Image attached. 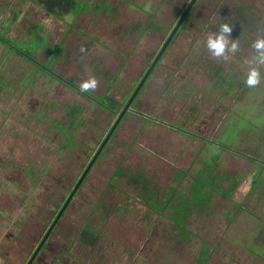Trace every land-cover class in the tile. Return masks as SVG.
Returning <instances> with one entry per match:
<instances>
[{
    "label": "crops",
    "instance_id": "obj_1",
    "mask_svg": "<svg viewBox=\"0 0 264 264\" xmlns=\"http://www.w3.org/2000/svg\"><path fill=\"white\" fill-rule=\"evenodd\" d=\"M73 1L71 10L57 16L47 12L35 0H0V26L5 20L7 27L12 24L17 27L14 32L22 33L17 41L6 37L13 53L19 56L17 52H21L19 57L34 65L35 72L54 75V79L86 99L92 91L81 92L80 84L50 67L43 70V65H57L61 61L80 83L95 77L97 87L110 84L117 75L129 79L137 72L136 66L144 65L145 68L142 66L131 78L130 88L122 93L125 100L160 49L159 41L154 37L159 33L155 18L164 0ZM219 7L213 10L215 15L204 16L207 19L201 30L210 29L215 34L220 24H229L232 26L229 39L239 41L237 45L243 44L248 59H241L243 66L237 68L232 61L238 55L229 52L223 57L211 54L208 63L204 60L194 65V73L215 86L214 93L212 84L207 86L206 91L211 92L209 96L200 93V99H206L204 103L211 109L210 117L206 110L207 116L200 125H185L186 121H181L183 125L173 124L170 120L171 125H157L162 123L155 117L148 123L141 117L144 116L141 107L140 111L134 112L136 114H131L130 118L137 121L134 127L137 136L133 145L125 147L123 164L128 168L117 171L127 180L128 195L126 197L125 191L120 190L117 203L108 195L109 201L106 198L102 204L110 210L117 205V215L99 218V225L93 223L100 231L99 237L107 239V246L112 248L107 252L104 247L101 256L98 253L93 256L97 264H249L246 258L249 255L255 257L258 250V258L264 257V227L255 237V220L251 217L254 213L249 207L246 219L250 220L252 230H246L248 235L235 233L229 236V246L223 244L232 227H241L238 218L241 208L246 209L248 203L252 206L250 209L262 206H254V202L248 200L246 205L239 203L236 197L243 189L241 179L248 174L252 180L245 188L244 199L253 193L255 185L264 186V158L256 156L262 163L258 166L256 145L250 144L253 150L239 145L242 137H248V142L249 137L251 142L254 141L255 136L249 134L254 135L255 125H260L256 124L257 119L264 125V116H260L264 113V64L257 63L258 52L252 47L256 39L264 38V0H225ZM183 26L179 25L150 73L153 74ZM148 37L154 38V48L143 46L149 44L144 39ZM206 40L201 41L203 49L207 47ZM18 42L22 43L21 50L13 44ZM147 48L154 51L148 52L149 57H153L151 61L137 62L133 58L135 51L139 49L146 53ZM185 51L181 60L175 59L179 67L186 66V59H191L193 49ZM43 52L44 62L41 61ZM251 57L253 60L249 61ZM128 67H131L130 71ZM111 68H114L113 74ZM251 68L259 71L261 87L246 85ZM171 77L168 83L176 76ZM259 97H263L261 103ZM241 102L245 103L244 110L238 108ZM144 104V108L154 109L153 104ZM239 110L245 111V115L240 117ZM126 210L133 212L127 214ZM123 212L125 214L120 215Z\"/></svg>",
    "mask_w": 264,
    "mask_h": 264
},
{
    "label": "rangeland",
    "instance_id": "obj_2",
    "mask_svg": "<svg viewBox=\"0 0 264 264\" xmlns=\"http://www.w3.org/2000/svg\"><path fill=\"white\" fill-rule=\"evenodd\" d=\"M189 1L164 0V3L160 4L156 11L157 18H155L158 22L159 33L154 36L159 41L160 47ZM224 1H195L182 24L180 23V25H184L180 29V33L174 38V42L165 52L159 65L155 67L153 74L149 73L144 84L137 91L87 172L81 187L79 186L80 189L78 188L76 195L59 216L46 246L33 264H97L96 261H93V256L96 253L101 256L100 251L101 249L105 250L104 247H107V252L112 251V248L107 246L109 241L103 236L99 237L100 242L94 245L83 242L87 241V237H81L80 232L82 227L86 228L93 223L99 225V218L106 217L108 219L117 215V205L110 210L107 209L108 206L102 204L106 198L109 201L108 195L110 199L116 201L115 203H117L120 190L125 191L123 195L126 197L128 195L127 180L122 178V174L117 171L128 168L126 164H123L126 159H123L126 156L125 147L128 144L133 145L134 138L137 136L134 131L137 121L130 118L131 114H136L134 112L140 111L141 107L144 112V116L141 117L145 118L148 123L152 122L155 117L162 123L157 125H171L169 120L173 124L183 125L181 121H186L185 125H200L207 116L208 110L210 117L211 109L205 105L206 99H200V96L201 94L211 95V92L206 91V88L212 83L209 84L205 81V77L196 75L194 65L201 64L204 60L208 63L211 60V51L207 47L203 49L201 41L206 40L212 33L210 29L201 30V27L207 19L204 16L215 15L213 10L219 6L221 8ZM14 29L17 27L12 24L7 27V22L5 20L2 22L0 26V57L7 46L6 37H11L15 41L20 40L22 33L14 32ZM144 39L149 44H143V46L149 45L148 48H154V38ZM13 44L19 48L22 43ZM242 45L239 43L240 49L234 53L226 50L228 54L231 52L238 55L232 61L237 68L243 66L241 59H248V51ZM148 48L146 53L144 50H136V55H133V58L137 62L141 61L142 64L146 61L149 63L153 58L149 57V53L154 51L153 49L149 51ZM189 48L193 49L191 59L187 58L186 66L179 67L175 63V59L181 60L182 55L186 53L185 50ZM7 53L8 57L3 62L1 72H6L12 83L0 91V264H25L43 231L53 220L61 203L71 192L77 178L118 117L123 108L122 106L119 109L118 106L121 103L125 105L129 99L130 96H127L123 100L122 93L126 88L127 90L130 88L131 78L135 77L144 65L136 66L137 72H133L135 74L129 76V79L117 75L115 79V76L113 77L114 80L110 84L105 83L108 87L103 84L102 86L98 85L95 89H90L94 97V100L90 101L54 79V75L49 76L42 71L35 72L34 65L24 61L10 50ZM226 59L231 61V59ZM252 60L253 57L249 58V61ZM41 61H46L44 52ZM49 67L57 74L66 76L77 84L83 82L80 83L75 79L73 71L68 67H63L61 61H58L57 65L52 63L49 66L43 65L42 69L49 70ZM130 68L128 67L129 71ZM112 69L114 68H111L110 71L113 74ZM171 76L176 77L172 78ZM26 77H30L31 80ZM170 77L172 82L168 83ZM24 81L26 85L22 86ZM211 86L214 93L215 86L214 84ZM256 86L261 87L262 85ZM138 98L139 102L136 103ZM262 98L259 97L260 103ZM109 100L118 103L117 107L112 108L119 110L118 112L113 113L102 106L109 104ZM99 101H102L103 104ZM148 102L149 105H154V109L144 108V103ZM238 108L244 110L245 103L241 102ZM241 110L237 112L240 117L245 115V111ZM260 116H264V113H260ZM140 122L141 120L138 123ZM256 124L260 125H255L254 135L248 133L251 137L255 136L254 141L251 142L250 137L249 142L248 137H242L239 140V145H244L251 150L254 147L250 144L256 145L255 160L258 159L257 155L264 158V125L259 119L256 120ZM60 125L66 127L65 132L60 130ZM241 127L242 125L238 127L239 130ZM68 133L71 138H68ZM148 146L152 148L150 145ZM256 164L260 166L262 163L258 159ZM257 165L256 168H258ZM251 180L249 174L241 179L240 184L243 189H240L236 199L245 205L248 200L253 201L254 206H262L250 209L252 206H249L248 203L246 209H240L238 218L242 225L240 228L232 227L229 230L227 241L223 242L224 245L229 246V236L232 237L235 233L248 235L246 230H252L250 220L246 219L248 207L255 215L251 216L255 220V237L261 231L262 226L264 227V186H261L262 184L255 185L253 193L248 196V199L243 197L245 188L247 185L250 186ZM125 212L130 214L133 210ZM124 214L123 212L120 215ZM231 224L229 222V225ZM241 234L240 236H242ZM256 241L258 240L256 239ZM258 252L259 250L257 254ZM257 254L255 257L249 255L246 258L249 260V264L251 262L253 264L264 263V257L258 258Z\"/></svg>",
    "mask_w": 264,
    "mask_h": 264
},
{
    "label": "water",
    "instance_id": "obj_3",
    "mask_svg": "<svg viewBox=\"0 0 264 264\" xmlns=\"http://www.w3.org/2000/svg\"><path fill=\"white\" fill-rule=\"evenodd\" d=\"M195 0H190L187 7L184 9V11L182 12L181 16L179 17V19L177 20L176 24L174 25L173 29L170 31L169 35L167 36V38L165 39V41L163 42L162 46L160 47V49L158 50V52L156 53V55L154 56V58L152 59L150 65L148 66V68L146 69V71L144 72L142 78L140 79L137 87L135 88V90L133 91V93L130 95L129 99L127 100V102L125 103V105L123 106L122 110L120 111L118 117L115 119V121L113 122V124L111 125V127L109 128V131L107 132L106 136L103 138V140L101 141V143L99 144L97 150L95 151L94 155L91 157V159L89 160L88 164L86 165V167L84 168V170L82 171L81 175L79 176V178L77 179V182L75 183L74 187L72 188L71 192L69 193L68 197L66 198V200L64 201V203L62 204V206L60 207L59 211L57 212V214L55 215L54 219L52 220V223L50 224L49 228L46 230V232L44 233V235L42 236V238L40 239V241L38 242L37 246L35 247V249L33 250V252L31 253L30 257L28 258V260L26 261L25 264H31L32 261L34 260L36 254L38 253L39 249L41 248V246L43 245L45 239L47 238V236L49 235L51 229L53 228L54 224L56 223V221L58 220L59 216L62 214L63 210L65 209V207L67 206L69 200L71 199V197L73 196V194L75 193V191L77 190L78 186L80 185V183L82 182V180L84 179V177L86 176L87 172L89 171L90 167L92 166L93 162L95 161L96 157L98 156L99 152L101 151L102 147L104 146L105 142L108 140L109 136L111 135V133L113 132L114 128L116 127L118 121L120 120V118L123 116L124 112L126 111V109L128 108V106L130 105V103L132 102L134 96L136 95L137 91L140 89V87L142 86V84L144 83V81L146 80L147 76L149 75V73L151 72V70L153 69L154 65L156 64L157 60L159 59V57L161 56L162 52L164 51V49L166 48L167 44L169 43V41L171 40V38L173 37L175 31L177 30V28L179 27L180 23L182 22L184 16L187 14L188 10L190 9V7L192 6L193 2Z\"/></svg>",
    "mask_w": 264,
    "mask_h": 264
},
{
    "label": "clouds",
    "instance_id": "obj_4",
    "mask_svg": "<svg viewBox=\"0 0 264 264\" xmlns=\"http://www.w3.org/2000/svg\"><path fill=\"white\" fill-rule=\"evenodd\" d=\"M232 26L227 23H222L215 34L209 35L206 40V46L215 57H223L226 55V50L235 52L237 50V42L229 39L228 34ZM252 47L257 50L258 55L255 58L257 63L264 64V38L256 39ZM260 82V73L256 68H251L245 80L247 86L252 87ZM97 87V80L95 77H90L88 80L80 84L81 92H88L90 89Z\"/></svg>",
    "mask_w": 264,
    "mask_h": 264
},
{
    "label": "trees",
    "instance_id": "obj_5",
    "mask_svg": "<svg viewBox=\"0 0 264 264\" xmlns=\"http://www.w3.org/2000/svg\"><path fill=\"white\" fill-rule=\"evenodd\" d=\"M35 2L39 5H41L47 12L53 14V15H57V16H60L62 15L63 13L65 12H68L69 10H71V6H73L75 4V2L72 0H35ZM7 40V46L4 45L3 42H1L4 46H5V49H4V53L1 54V57H0V91L3 90L5 87L7 88L8 86H10V84L12 83L11 80L8 79V75L7 73H3L1 72V69L3 67V62L7 60V57H8V50H11V44L8 43V39L6 38ZM13 48V47H12ZM21 50V48H20ZM7 51V52H6ZM13 52V51H12ZM17 52V51H15ZM18 55H22L21 52H17ZM25 81L22 83V86H25ZM88 98L90 100H94V97L92 94H88ZM98 101V100H96ZM110 101V100H109ZM100 102V101H99ZM110 101L109 104L105 105L102 103V101L100 103H102L103 105L102 106H105V108L108 110V111H111L113 113H116L118 112L119 110H113L112 108L117 107V105H115V102H112ZM124 103H122L121 105L118 106V108H122V106ZM60 130L61 131H66V127H64V125H60ZM69 136L68 138H71L70 136V133H68ZM67 134V135H68ZM99 234H100V231L98 230L97 227L93 226L92 225H88L86 226V228H81V232H80V235L81 237H87V241H83V242H88L90 244H98L99 243Z\"/></svg>",
    "mask_w": 264,
    "mask_h": 264
},
{
    "label": "flooded vegetation",
    "instance_id": "obj_6",
    "mask_svg": "<svg viewBox=\"0 0 264 264\" xmlns=\"http://www.w3.org/2000/svg\"><path fill=\"white\" fill-rule=\"evenodd\" d=\"M161 46H162V45H161ZM129 96H130V95H129ZM107 132H108V131H107ZM102 140H103V139H102ZM100 143H101V142H100ZM98 146H99V145H98ZM97 148H98V147H97ZM102 148H103V147H102ZM96 150H97V149H96ZM96 150H95V151H96ZM101 150H102V149H101ZM94 153H95V152H94ZM94 153H93V155H94ZM99 153H100V152H99ZM93 155H92V156H93ZM98 155H99V154H98ZM92 156H91V157H92ZM90 159H91V158H90ZM93 163H94V162H93ZM87 164H88V163H87ZM85 167H86V166H85ZM83 170H84V169H83ZM80 175H81V174H80ZM86 175H87V174H86ZM85 177H86V176H85ZM85 177H84V178H85ZM78 178H79V177H78ZM78 178H77V179H78ZM83 180H84V179H83ZM83 180H82V182H83ZM76 181H77V180H76ZM82 182H81V183H82ZM75 183H76V182H75ZM81 183H80V185H81ZM74 185H75V184H74ZM74 185H73V187H74ZM80 185H79V186H80ZM79 186H78V188H79ZM80 187H81V186H80ZM78 188H77L76 191H78ZM79 189H80V188H79ZM76 191H75V193L73 194V196L71 197V199L69 200L68 204L71 202V200L73 199V197L76 195ZM67 197H68V196H67ZM67 197H66V198H67ZM66 198H65V200H66ZM65 200H64V201H65ZM64 201L61 203V206H62V204L64 203ZM68 204H67V205H68ZM61 206H60V207H61ZM60 207H59V209H60ZM65 208H66V207H65ZM59 209H58V211H59ZM64 210H65V209H64ZM64 210H63V211H64ZM58 211H57V212H58ZM56 214H57V213H56ZM54 217H55V216H54ZM53 219H54V218H53ZM51 223H52V221H51ZM51 223H50V224H51ZM50 224H49V226H50ZM54 225H55V224H54ZM49 226L43 231V234L40 236L39 241H40V239L42 238V236L44 235V233L46 232V230L49 228ZM53 228H54V226H53ZM53 228L51 229L49 235H48L47 238L45 239L43 245H42L41 248L39 249L38 253L36 254V256H35V258H34V260L32 261L31 264H33V263L35 262V260H37L38 256H39V255L41 254V252L43 251L44 247L46 246V243H47V241H48L49 236H51V234H52ZM39 241H38V242H39ZM38 242H37V244H38ZM37 244L35 245V247L37 246ZM35 247H34V249H35ZM34 249H33V250H34ZM33 250H32V252H33ZM32 252H31V253H32ZM30 255H31V254H30ZM29 257H30V256H29Z\"/></svg>",
    "mask_w": 264,
    "mask_h": 264
}]
</instances>
